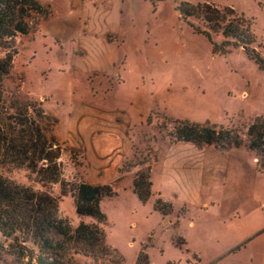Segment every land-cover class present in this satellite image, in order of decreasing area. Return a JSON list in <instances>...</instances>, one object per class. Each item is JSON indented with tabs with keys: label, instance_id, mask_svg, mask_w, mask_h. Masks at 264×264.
Here are the masks:
<instances>
[{
	"label": "rangeland",
	"instance_id": "374dc122",
	"mask_svg": "<svg viewBox=\"0 0 264 264\" xmlns=\"http://www.w3.org/2000/svg\"><path fill=\"white\" fill-rule=\"evenodd\" d=\"M179 1L157 2L155 12H152L148 1L144 3L143 15L148 31L146 45L139 53L127 54L126 83L120 87L119 96L132 101L131 108H134L135 100H142L147 106H164L179 117L199 122L209 120L227 128L235 127L245 133L249 122L257 116H264V74L242 48H232L226 54L213 53L207 38L192 33L191 28L179 19L175 10ZM186 1L196 4L207 0ZM209 1L219 7L232 6L236 12L250 18L256 35L253 46L264 56V0ZM57 7L58 5L55 6ZM48 17L33 14L29 33L19 34L15 38L17 53L13 56L9 75L2 84L7 102L17 100L25 103L33 100L42 104L58 88L63 90L66 99L72 93L86 91L84 81L72 66L75 65L76 60L73 58L77 54H60L59 51L50 54L42 48L44 41L36 32ZM190 19L198 28L206 29L203 21L194 17ZM212 39L220 43L223 37L221 33H213ZM56 41L59 42L58 39ZM112 85L110 83L107 88ZM39 96L40 99L36 100ZM60 108V105L56 106L54 103L47 105V109L55 113ZM174 119L176 118L169 116L163 108L152 110L147 123L141 127L139 139L134 143V157L123 164L125 170L138 166L137 172L141 173L150 166L151 179L156 143L166 137L175 139ZM242 140L246 141L244 135ZM62 146V159H59L62 176L58 182L42 180L40 174L28 167L12 164L1 165L0 175L21 187L50 194L58 204V216L67 218L73 227L80 221L95 223L94 217L79 216L75 211L77 187L82 182L84 170L77 153L71 150L73 154ZM251 151L254 153L257 169L262 171V157ZM126 184L127 179L114 186L110 185L117 192L112 196L102 197L100 204L105 215L100 224L106 235L105 242L121 256L118 264H136L141 245L148 242L150 245L145 252L149 264H264V229L246 237L251 228L248 226L255 219H242V227L237 234L236 231L217 232L216 235L196 234L189 231L186 222L176 230L178 218L173 215V208L164 217L150 208L151 202L149 207L137 211L138 200L133 193L123 190ZM157 199L158 197L154 199L153 206ZM255 213L258 214L257 211ZM161 217L169 219L170 222L165 224L167 226L163 225ZM178 232L185 234L189 242L185 244ZM241 235L246 237L243 238L246 242L250 239L249 244L253 243L252 246L241 249L237 245L243 240L233 243ZM1 241L4 248L0 250V264H24V261H19L9 250L11 238H1ZM257 242L262 243L260 250L253 248ZM27 244L33 247L30 241ZM238 247L239 250L236 249ZM74 260L75 264H95L91 257L82 255L75 256ZM99 262L96 264H105Z\"/></svg>",
	"mask_w": 264,
	"mask_h": 264
},
{
	"label": "crops",
	"instance_id": "0c3cea01",
	"mask_svg": "<svg viewBox=\"0 0 264 264\" xmlns=\"http://www.w3.org/2000/svg\"><path fill=\"white\" fill-rule=\"evenodd\" d=\"M43 1L50 5L51 14L36 32L45 43L42 48L50 54H77L72 66L86 86L84 93H72L68 99L61 88L55 89L50 99L42 101L44 111L56 120L53 134L79 156L84 170L82 182L114 186L127 179L123 190L136 196L133 180L139 168L125 170L123 164L134 157V143L148 116L153 109L163 108L171 117L187 119L158 104L147 106L142 100H135L131 108L132 101L119 96L120 87L126 83L127 54L139 53L146 45L143 8L148 0ZM110 83L113 85L107 88ZM51 103L60 105L57 113L47 109ZM151 183L152 194L145 203L136 196V210L149 207L150 202L153 209L154 199L161 198L171 204L178 218L176 230L186 222L189 231L196 234H237L246 217L256 220L248 226L246 237L264 229V188L260 187H264V171L257 169L254 153L244 146L222 151L214 145L162 138L156 143ZM161 219L163 225L170 222ZM178 235L185 244L189 242L185 234ZM243 236L233 243L243 240L237 245L241 249L252 246ZM261 244L257 242L253 248L260 250Z\"/></svg>",
	"mask_w": 264,
	"mask_h": 264
},
{
	"label": "trees",
	"instance_id": "16d2710c",
	"mask_svg": "<svg viewBox=\"0 0 264 264\" xmlns=\"http://www.w3.org/2000/svg\"><path fill=\"white\" fill-rule=\"evenodd\" d=\"M148 1L155 11L157 2L163 0ZM175 10L192 33L207 38L213 53L226 54L232 48H242L264 74V56L253 46L256 35L250 18L232 6L219 7L209 0L196 4L180 0ZM33 14L46 18L51 14L50 6L38 0H0V166H26L40 174L42 180L58 182L62 176L59 159L64 148L53 134L55 118L44 111L40 102H7L2 85L17 53L15 38L29 33ZM191 17L203 21L206 29L198 28ZM213 33H221L223 40L214 42ZM173 122L174 140L214 145L222 151L244 145L262 157L264 171V116L249 122L245 133L209 120L174 119ZM243 135L246 141L242 140ZM150 171L147 166L133 180V192L143 203L151 195ZM114 194L109 184L79 183L75 211L79 216L94 217L96 222L80 221L73 227L67 218L58 216V204L50 194L21 187L0 175V250L4 248L1 238H11L8 248L24 264H75L77 255L91 257L95 264L98 261L118 264L121 256L106 244L100 225L105 219L100 200ZM153 208L164 217L170 214L172 206L158 198ZM29 241L33 247L27 244ZM149 245V242L141 245L136 264H149L145 252Z\"/></svg>",
	"mask_w": 264,
	"mask_h": 264
}]
</instances>
